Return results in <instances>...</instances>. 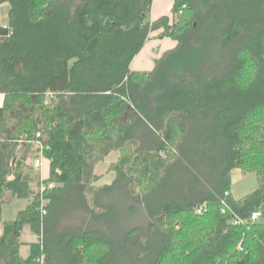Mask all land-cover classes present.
Instances as JSON below:
<instances>
[{
    "label": "trees",
    "instance_id": "trees-1",
    "mask_svg": "<svg viewBox=\"0 0 264 264\" xmlns=\"http://www.w3.org/2000/svg\"><path fill=\"white\" fill-rule=\"evenodd\" d=\"M151 3L0 0V264H264V219H249L264 215V0H172L154 20ZM157 30L175 45L130 69ZM234 168L258 179L239 198ZM10 197L27 204L3 221Z\"/></svg>",
    "mask_w": 264,
    "mask_h": 264
},
{
    "label": "rangeland",
    "instance_id": "rangeland-1",
    "mask_svg": "<svg viewBox=\"0 0 264 264\" xmlns=\"http://www.w3.org/2000/svg\"><path fill=\"white\" fill-rule=\"evenodd\" d=\"M167 0H153L151 3V10H150V18H155L159 13H169L168 11V6H164ZM159 2V3H158ZM6 9L7 5L2 4L0 6V13H1V19L5 23V15H6ZM151 20V19H150ZM162 46H158V48H155L152 50L153 54H158L161 50ZM149 61L152 62V59ZM118 157V153L116 151H111L109 154H107L102 160L96 163L94 167V173L100 175L98 180L96 181V184L98 185H103V184H110L112 180L115 177V172L112 169H109V166L112 161H115L116 158ZM40 169V168H39ZM38 169L33 170L35 173V176H37V171ZM33 173V174H34ZM38 177V176H37ZM258 184V179L257 175L254 172H244L241 171L239 168H234L231 171V184H230V191L235 198H239L251 191H253ZM27 203L26 199H14L9 205L7 203H4L2 207H4V210H10L15 211L16 209H20L24 207ZM122 208V207H121ZM138 211L133 214V215H126V219L122 220L121 219V227H122V232L125 230L126 225L128 223L131 225H143L145 220H144V213L142 212L141 208L137 209ZM264 215L259 217V220H263ZM74 225L75 222L74 220H70L69 218H65L62 220L61 226L64 227L65 225ZM27 236V235H26ZM24 238V236H23ZM94 253V252H93Z\"/></svg>",
    "mask_w": 264,
    "mask_h": 264
},
{
    "label": "crops",
    "instance_id": "crops-1",
    "mask_svg": "<svg viewBox=\"0 0 264 264\" xmlns=\"http://www.w3.org/2000/svg\"><path fill=\"white\" fill-rule=\"evenodd\" d=\"M152 2H153V0H152ZM171 3H172V0H167L165 2V4L163 5V8H164V6H168L169 13H162L161 12V13H159L157 15V17H159L161 15H164V14L170 15ZM157 17H155V18H157ZM155 18H150V19L154 20ZM158 32H159V30L152 31L149 34V37H148L147 41L145 42V44L143 45V47L140 49V51L130 61V65H129L130 69H132V70H141V71L142 70H150V69H152V67L154 65V60L156 58H158L165 50H168V49L172 48L175 45V41L174 40H172L170 37H167V36H163V37L158 36L157 35ZM158 46H162L160 52L158 54H153L152 50H154L155 48H158ZM149 59L150 60L152 59V62L149 61ZM3 101H4V96H3L2 93H0V106L3 104ZM115 161H112V162H115ZM33 170H35V168L32 169V172H33ZM37 171H38L37 172V176L38 177L36 176V179H38V182L42 178L46 179L48 177V175H49V161L44 158L43 161H42L41 168L38 169ZM33 175L35 176V173ZM35 183H36V180L33 179L32 182H31V188L35 187ZM14 199H26V198L10 197L8 199V201L6 202L7 205H9ZM24 207H22L20 209H16L15 211H11V212H10V210H4V207H2L1 220H3V221L14 220L16 215H17V213H18V211L23 209ZM0 234H1V223H0ZM23 235H24V240H26V241H29L32 238H34V235L29 231L28 228L24 229V234ZM22 251H23V253L27 254L28 247L24 246L22 248Z\"/></svg>",
    "mask_w": 264,
    "mask_h": 264
},
{
    "label": "built area",
    "instance_id": "built-area-1",
    "mask_svg": "<svg viewBox=\"0 0 264 264\" xmlns=\"http://www.w3.org/2000/svg\"><path fill=\"white\" fill-rule=\"evenodd\" d=\"M43 159L44 158H43L42 154H39L38 157L33 160V163H32L33 168H35V169L41 168ZM53 186H54V183L47 182V181H45L44 178L40 179L39 182H38L37 191H38L39 196H40V207H39V210L42 211V213H45V211H44L45 205L44 204H45V201H46V199L43 197V195L45 194L46 191H48L51 188H53ZM203 210H204L203 206H198L197 207V212H201ZM260 216H261V212L255 210V211H252L250 213L249 219L251 221L258 220ZM235 222L236 223H240L241 220L238 219ZM38 264H45L43 256H41L38 259Z\"/></svg>",
    "mask_w": 264,
    "mask_h": 264
}]
</instances>
